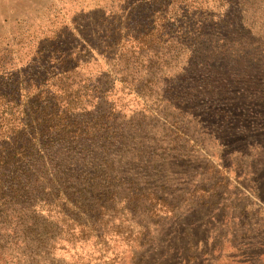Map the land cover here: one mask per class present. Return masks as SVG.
Listing matches in <instances>:
<instances>
[{
  "label": "trees",
  "instance_id": "trees-1",
  "mask_svg": "<svg viewBox=\"0 0 264 264\" xmlns=\"http://www.w3.org/2000/svg\"><path fill=\"white\" fill-rule=\"evenodd\" d=\"M253 1L132 0L121 5L116 0L107 14L102 7L82 11L70 25L25 33L28 47L19 42L1 49L0 264H56L54 251L86 244L92 250L73 264H114L117 255L105 256L108 248L102 246L121 220L134 213L142 216L139 233L125 237L139 238L128 244L131 252L121 261L171 262L168 248L148 262L136 254L151 235L153 202L166 200L140 187L142 178L121 155L129 141L138 143L147 116L135 117L134 110L129 124L121 123V85L136 97L150 98L141 74L151 77L158 64L186 60L184 85L173 88L175 93L166 92L163 96L170 99L164 103L174 108L176 103L207 105L201 111L209 123L234 129L228 105L232 97H223L230 94L233 81L225 90L217 89V75L227 80L230 76L202 63L255 58L252 52L239 51L250 46L245 8ZM87 14L99 15L98 26L87 23ZM224 29L230 31L215 47ZM97 59L106 66H96ZM121 66L127 72L123 79ZM99 67L105 69L96 70ZM161 104L144 105L155 112ZM141 159L136 156L137 162ZM184 259L186 264L192 260L179 257L178 264Z\"/></svg>",
  "mask_w": 264,
  "mask_h": 264
},
{
  "label": "rangeland",
  "instance_id": "rangeland-1",
  "mask_svg": "<svg viewBox=\"0 0 264 264\" xmlns=\"http://www.w3.org/2000/svg\"><path fill=\"white\" fill-rule=\"evenodd\" d=\"M112 1L116 2L0 0V60L1 49L7 44L14 47L23 42L28 47L30 40L24 38L25 33L54 30L64 23L70 25L72 17L76 19L82 11L91 12L95 7H102L108 13L113 9L109 7ZM131 1L121 0V5ZM252 4L245 8L248 12L245 19L253 38L249 37V47L239 51L252 52L255 58L245 55L232 63L225 59L202 63L218 67L217 70L230 76L227 80L217 75L213 80L217 89L225 90L233 81L230 94L225 92L223 97H232L228 105L233 108L234 129L209 123L201 111L207 105L198 108L199 104L195 106L192 102L184 107L176 103L174 108L164 103L170 99L163 96L166 92L175 93L173 88L184 85L182 70L186 60L158 64L151 77L141 74L139 79L147 84L149 92L145 95L150 98L136 97L121 85V123L129 124L127 119L134 110L135 117H140L139 113L147 115L138 143L133 145L135 140L129 141L130 146L121 155L125 162L129 161L128 167L136 168L134 172L142 178L140 187L163 195L166 200L159 205L153 202L151 235L147 237V245L136 252L139 257L149 258L147 262L158 257L157 254L163 255L168 248L171 264H178L179 257L191 258L188 264H264V0H254ZM87 16V23L98 26L99 15ZM229 31H219L221 35L214 41L215 47L222 45L219 39ZM205 44L210 46L209 42ZM236 47L234 43L233 48ZM97 60L96 66H106ZM99 69L105 68H96ZM206 70L211 71L210 67ZM124 75L127 72L121 66V79ZM178 76L181 77L175 79ZM130 78L128 81H132ZM147 101L158 105L161 102L165 107L161 104L156 109L153 105V110L156 109L153 112L144 105ZM137 155H142L140 162L136 161ZM141 219L135 213L123 218L121 227L113 229L112 237H106L109 242L102 249L108 248L107 257H112V253L117 255L114 264H124L121 257L131 252L128 244L139 238L125 236L139 233L137 223ZM183 230L185 237H181ZM92 248L91 244L81 249L68 245L66 250L54 251L52 256L56 264H73ZM181 264H186L185 259Z\"/></svg>",
  "mask_w": 264,
  "mask_h": 264
}]
</instances>
